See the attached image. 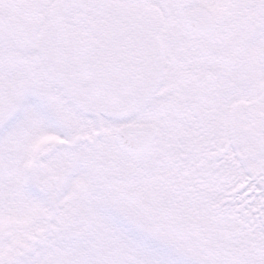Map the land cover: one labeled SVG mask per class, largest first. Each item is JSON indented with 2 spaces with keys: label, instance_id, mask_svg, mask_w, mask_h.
I'll list each match as a JSON object with an SVG mask.
<instances>
[{
  "label": "snow or ice",
  "instance_id": "6c2138e0",
  "mask_svg": "<svg viewBox=\"0 0 264 264\" xmlns=\"http://www.w3.org/2000/svg\"><path fill=\"white\" fill-rule=\"evenodd\" d=\"M0 264H264V0H0Z\"/></svg>",
  "mask_w": 264,
  "mask_h": 264
}]
</instances>
